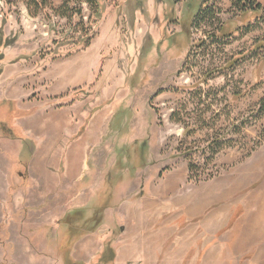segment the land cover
Returning a JSON list of instances; mask_svg holds the SVG:
<instances>
[{"label": "rangeland", "instance_id": "374dc122", "mask_svg": "<svg viewBox=\"0 0 264 264\" xmlns=\"http://www.w3.org/2000/svg\"><path fill=\"white\" fill-rule=\"evenodd\" d=\"M99 4L0 0V264H264L261 14Z\"/></svg>", "mask_w": 264, "mask_h": 264}, {"label": "trees", "instance_id": "16d2710c", "mask_svg": "<svg viewBox=\"0 0 264 264\" xmlns=\"http://www.w3.org/2000/svg\"><path fill=\"white\" fill-rule=\"evenodd\" d=\"M6 4L14 3L15 1H20L28 7L31 11H34L36 14L40 13H49V11H54L56 16L64 19H68L70 22L76 21V33L79 34V38L83 40L84 48L88 47L91 38L89 31L86 29L84 15H83V5H86L91 9L93 16H98L100 14V0H76L77 2H65L61 7L55 9L52 7L51 2L49 0H2ZM182 0H174L175 3L181 2ZM232 9L239 14H244L247 12H258L261 14L262 18L264 19V7L258 3L257 0H232ZM221 13L220 10H214L210 7H201L197 14L194 17V22L192 25H196V23H200V21H205L207 19L215 20L217 22V28L215 29L216 32L222 38H229L232 35L226 34L224 32V24L221 23L219 14ZM259 114L263 117L264 116V99L261 101L259 105ZM221 146V145H220ZM219 145L215 148L212 153L211 158L209 161L213 162L215 157L223 151V148ZM190 172V181H193L195 175H197V168L194 165H191L189 168ZM192 175V176H191ZM214 176L212 175L211 178ZM196 181V179H195ZM197 182V181H196ZM198 183V182H197ZM92 221L97 225L95 227H99L102 223L101 219L97 214L92 218ZM94 230H90L89 233L94 232Z\"/></svg>", "mask_w": 264, "mask_h": 264}, {"label": "crops", "instance_id": "0c3cea01", "mask_svg": "<svg viewBox=\"0 0 264 264\" xmlns=\"http://www.w3.org/2000/svg\"><path fill=\"white\" fill-rule=\"evenodd\" d=\"M258 1V3H260L263 7H264V0H257ZM242 180V179H241ZM80 184H82V182H79ZM237 183H238V181H236V182H234V183H231L232 185H231V187L230 188H228V189H224L223 190V193H222V195L223 196H225V197H231L235 192H237L239 189H240V187L243 185H241V186H236L237 185ZM264 253V252H263ZM258 257V256H257ZM257 259V258H256ZM259 260V259H258ZM257 263H258V261H257Z\"/></svg>", "mask_w": 264, "mask_h": 264}]
</instances>
